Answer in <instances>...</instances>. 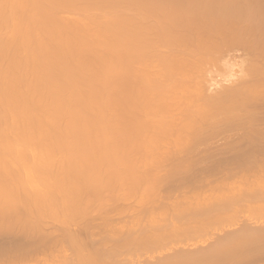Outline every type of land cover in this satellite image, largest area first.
<instances>
[{
	"label": "bare ground",
	"instance_id": "6f19581e",
	"mask_svg": "<svg viewBox=\"0 0 264 264\" xmlns=\"http://www.w3.org/2000/svg\"><path fill=\"white\" fill-rule=\"evenodd\" d=\"M247 122L264 0H0V264H264Z\"/></svg>",
	"mask_w": 264,
	"mask_h": 264
},
{
	"label": "rangeland",
	"instance_id": "374dc122",
	"mask_svg": "<svg viewBox=\"0 0 264 264\" xmlns=\"http://www.w3.org/2000/svg\"><path fill=\"white\" fill-rule=\"evenodd\" d=\"M224 122V121H223ZM225 122H226V124H225ZM225 122L224 123H218L217 125H219V126H216L217 128H211L212 130H214V129H216V131H212V130H208V132H209V135H208V137H206V138H204V139H202L203 141H205L206 142V144L205 143H203V144H205L206 145V148H207V146H208V148H207V150L205 149V145L203 146L202 145V147L203 148H200V150H204L203 152H205V154H206V151H208L207 152V154H206V157H208V159H209V157H211V156H213V155H215L216 153H214V151H217V150H220L224 145L223 144H221V143H226V141H228V140H230V138L232 137V136H235V132H237V131H243L244 129H242L241 128V130H238L239 129V125L240 124H238V121L236 122V124H234L233 123V119H228V120H225ZM223 124V125H222ZM250 124V125H249ZM248 124V122H247V124H245L246 125V128H253V130H254V132H255V135H257V136H255V137H252V138H254V139H252V141H261L263 138H264V136H262L263 135V129H261L260 130V127L261 128H263V126L262 125H264V123H249ZM225 125V127H223ZM237 125H238V129L236 128L237 127ZM252 125V126H251ZM256 126H258L257 127V130H259L261 133H260V136H258L259 135V131H257L256 130ZM218 127H220V128H218ZM228 127V128H227ZM222 128H224V130L222 129ZM233 128V129H232ZM219 129V130H218ZM236 129V130H235ZM234 131V133H233V131ZM213 133H212V132ZM217 131H219V132H217ZM208 132L206 133V134H208ZM210 132H211V134H210ZM217 132V133H216ZM258 132V134H256ZM215 133V134H214ZM238 133V132H237ZM239 133H241V132H239ZM212 134H214V135H212ZM234 134V135H233ZM236 136H238L237 134H236ZM226 139V140H225ZM264 141V140H263ZM217 144V145H216ZM221 144V145H220ZM216 145V146H215ZM223 145V146H222ZM246 145L248 146V142H245V144H244V142L242 143V145L241 146H243V147H246ZM215 148H217V149H215ZM238 148H240V147H238ZM237 148V149H238ZM206 150V151H205ZM233 152V149L231 148V149H229V150H227V151H223V154H224V156H227L228 154H231ZM218 153V152H217ZM199 153H196V155H198ZM208 161V160H207ZM256 199H254V201H255ZM1 236H7V234H5L4 235V233H2V234H0V237ZM3 238V237H2ZM0 239L1 241V243L0 244H2L3 242H2V240L4 241V238L3 239ZM5 242V241H4ZM8 247V246H7ZM6 247V248H7Z\"/></svg>",
	"mask_w": 264,
	"mask_h": 264
}]
</instances>
